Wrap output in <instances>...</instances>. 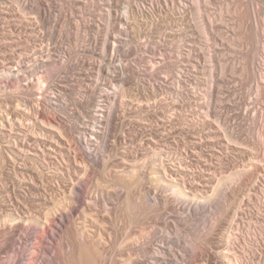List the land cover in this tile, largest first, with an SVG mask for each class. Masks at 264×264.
I'll use <instances>...</instances> for the list:
<instances>
[{"label": "rangeland", "instance_id": "rangeland-1", "mask_svg": "<svg viewBox=\"0 0 264 264\" xmlns=\"http://www.w3.org/2000/svg\"><path fill=\"white\" fill-rule=\"evenodd\" d=\"M68 1H70L68 2L69 5L66 4L65 7L66 8L65 12H67L66 15H68L67 16L68 25L63 26L64 30H62V26L58 28L56 27V30L55 29L53 30L54 37L52 39L50 38L51 39V40L49 39L50 41L47 40L46 43H44V45H46L48 43H55L57 41L60 47L62 46L58 54L66 56V60H67L66 62L68 64V67L63 66L64 68H66V71L65 69H62L63 71L60 70L61 68H63L62 63L65 62H61L60 63L61 65L58 64L57 65L58 67H56V69H54L55 67L52 68V70H55V75L57 74V77L59 78L57 82L59 81L60 82L59 84L71 88L74 85L75 86L78 85L79 84L78 81H81L80 80L81 78L79 77H81L82 74L86 73L88 77L90 76L87 84H90L91 82L93 86L100 85L103 88L106 87L107 89L111 90V88L112 89L114 88L112 86L113 85L115 86V83L110 84V86L109 85L104 86L105 82H103V77H101V73L99 71L101 67L100 65L103 66L107 62V59L109 58V54H110L108 49L104 47L105 46L104 42L107 37L106 32L108 30L111 33V35L114 34V31L112 30L113 28L111 27L112 25L109 22L110 19H108L109 17H107L109 15L108 12L109 2L108 0H79V1L68 0ZM170 1L172 0H169V6L171 5L172 7L173 3H171ZM200 1H201L200 6L202 8V10L200 11V15H196L194 10H192L194 9V5L192 4L191 0H189L190 4L189 7L185 10V13L182 14V13H178L176 9L175 11L173 10L174 12H177L179 14L178 15L177 13H174L175 16L173 14V11L171 12L166 11L167 9L163 11V9H159V8L158 9L155 8L154 11H150V12L149 10L143 11V13L141 12L142 26L139 27L141 29L139 28H138L139 30L135 29L134 30L135 32L132 34V36L133 39L137 42V44L141 43V46L143 43H145V40L149 42V40L152 39L150 41L151 47L152 44L155 45L156 43V47L154 46L156 49L155 50L156 54L153 53L154 52L153 47L148 48L151 49L153 52L148 49L144 50V48L141 47L140 53L143 52L142 55L144 56L148 54L146 56V59L149 61L148 63L149 66L151 64H156L158 62H161L162 59H166L169 57H171L172 60L175 59L176 63L178 62V60L180 61L177 63V65L179 64L180 68L179 66H177L178 70L176 72L182 69L181 71L184 72V77H185V79L184 77L182 78L185 81L184 83H182L181 87L182 90L185 91H183L184 94H182L180 111L182 110L181 112L182 114H184L183 116L190 123H192L189 126L190 130L187 129L189 133L185 131L183 135L181 134L182 135L181 138L185 142H187L189 149L191 150L190 151L191 154L189 152L188 154L189 158L187 157L188 158L187 160L188 162H190L189 165L192 169L194 168H195L194 170L197 169L196 174L202 173V171L204 170L203 168H205V170H207L208 168L207 172L211 173L212 176H214L213 177L214 181L211 182L212 184V185L210 184L211 187L209 186L208 188L203 189V190L206 189L208 192L206 190L205 193L202 192L203 194H206L204 195L206 197L205 198L204 196L200 197L203 203L202 206H200L201 209H199L200 211L197 212V214H195L191 210L187 211L188 209L186 208L184 209L183 206L188 205L186 200L174 201L172 197L169 198V196L172 195L170 194V192H168L169 194L167 193L165 194L164 192L165 190L162 187L158 188L150 180L149 178L150 172L153 166V164L151 163L152 160L151 157L147 158L148 157L147 153L145 154V150H143L144 148L140 146L141 145L140 143H142L141 140H143L146 137L145 134H147L148 132H149L148 134H150L151 127H149V124L155 125L154 123L157 124L159 122V118L161 116V111L159 106L160 104L155 106L156 108L153 107V109L147 111L146 114L144 113L143 116L141 115L146 119L145 120L143 118H140L142 121L145 120L143 121L145 122L144 125H142V123L139 122L140 119L137 118L135 119L136 112L134 110H127L128 112H126L127 114L125 115V117H121L122 119L120 118L119 119L120 121L119 120H118L119 122L117 121L118 123L116 124V126L119 130H117L116 132L112 130L111 132L110 130L107 129L106 132L107 137L105 135L104 136L105 138L104 137L102 138L101 140L102 143L101 141H99L100 142L99 148L100 150L106 149L105 154L108 157L110 163V164L108 163L109 165L105 167L106 170L102 167H96L95 169H93L94 173L92 171L91 173L92 175L90 174V176H88L87 179L82 176L85 174V172L82 171L84 169L83 168L81 169V167H76L78 170L80 169L78 172L81 173L80 175L78 174L79 178H81L82 176L87 180L86 181L82 179L85 182L83 185V187L85 188L83 195H86L89 192H91L90 194L96 195L99 193L98 195H101L103 192L105 193L104 194L105 196L107 195L106 197L108 198L111 197V199L115 198L112 199L114 200L115 205L111 206L112 208H110L109 211L110 214H108V212L107 213L104 212L105 214L103 212H99V214H101L102 216L99 214H98L99 216L96 215L97 218L101 216L100 219L107 222L106 227L108 226L107 227L108 231L106 230L104 234L107 245L104 244L102 246V245L94 244L91 246L89 245L88 247L89 248L88 253L90 254V256L92 255L94 257L93 259L96 260L97 258L98 260V261L96 260L97 261L96 264H103V263L104 264H126V263L152 264L153 263L154 264V262H156L157 264H161V263L162 264H264V143L263 145H261L262 139L264 141V97L261 96L258 91L261 82L264 81V0H212L209 3L210 6L207 4V9L206 7L205 8L203 7L206 4L205 2L206 0L203 1L200 0ZM83 4L87 5L88 7L86 6L87 7L86 8L85 5ZM207 10L209 12H207ZM165 14H167V18ZM180 14L183 16L181 17ZM208 14L209 16H206ZM163 16L164 19L162 20ZM209 17L213 22L212 24L214 28L211 27V30L212 28L213 30L215 29L214 32L216 33V37H217L216 41L215 38H211L212 37L211 33L209 34L207 33L206 35L202 34L203 33L202 30L204 29V27L207 26L208 28L209 21L207 22V20ZM12 19L15 20V17L9 16V19H7V21L9 20L8 21L9 23L6 22L5 20L0 21V23L3 22L1 23L2 25L0 24V40L2 39V43L4 42L2 45L0 44L1 45L0 55L2 54L4 56L6 55L5 58H7V62H9V60H11L12 62L15 59H18L20 56H23L26 52L29 55H31V53L32 54H34L35 52L37 53L42 48L41 45H43V43L41 44V39H40L41 37H39L41 35L40 32L38 31H37L38 33L36 32L37 36L40 34L38 36L39 38L36 36V34H34L36 36L35 37L34 35L30 34L29 28H28L29 30H27L25 27L21 26L20 23L18 24L16 22L17 23L16 24L15 21H10ZM165 19H167L168 21L170 20L169 21L170 25L173 24L174 26L173 25L172 26L174 27V29L176 28L177 31L181 33L180 34L176 32V34L177 33L178 34L175 36H177L178 38H175V40L173 38L174 36L167 38L166 46H168L170 49L172 48V52H173L170 53L171 56L169 55V57L166 55H161L163 52L161 49H159L160 48L159 45H161L162 44L161 42H163L161 40L164 39L163 37L164 30L163 31L161 30L164 27L162 22ZM11 22L13 25L11 24ZM143 24H146V26ZM2 26H4V28ZM108 26L109 28L107 29ZM154 27H156L155 30ZM173 27L171 28L173 29ZM178 29H180V31ZM185 29L186 31H189L187 37H185L184 35L185 32L184 34H182V31L183 30L185 31ZM5 31L6 32L8 31L9 33H11L10 31H13L12 33H14L15 31L16 35L14 34V36L15 38H17L16 41L17 42L19 41L17 43L18 46H10V45H9L10 47L7 46L9 42L6 41L8 42L6 43L4 41L3 33ZM158 31L159 32L161 31L163 33L161 32L159 33ZM180 35L181 38L179 37ZM95 37L97 40L95 39ZM156 39L159 40L156 42ZM168 39L169 40L173 39V40L169 41ZM158 42H160V44ZM173 42H175L176 44H174ZM105 50H107L108 52L107 51L105 52ZM144 51H146L145 52L146 54L144 53ZM174 52L176 53L174 54ZM27 53L25 55H27ZM105 53L106 55H104ZM11 54L16 58H12ZM190 54L192 57L190 56ZM173 55L177 56V58H174L175 56L173 57ZM191 58L192 59L194 58L193 59L194 61L191 60ZM143 64L144 63H140L141 66H143ZM1 68L2 67H0V72H1ZM58 68L60 70V73L56 72L59 71ZM37 73L39 74H35L36 76L37 75L40 77L43 76L44 80L47 81L46 78L47 73H44L43 70H39ZM170 75L171 77L173 76L172 74ZM174 76H175L174 78H176V75ZM176 80L177 78L173 79L172 77L171 82L170 81L169 82L173 83L172 81H174L175 83ZM219 82L222 83L221 84L222 87H220V85L218 86ZM45 85L48 86V88H50L49 82H46ZM14 86L10 83V91L12 93H15V96L18 99H16L13 96L14 99L10 97L8 99V102L7 100L6 101L4 100L3 97L4 90L2 92V89H0V97H1L0 114L2 110H5L6 103L8 104V106H11V108H14L18 104L17 103L18 100L21 99L22 94H19V92L21 93V91L18 90L16 86L15 87ZM53 87H55L56 89ZM53 87H51L52 90L50 88L48 89V91L56 92V90L58 89L57 86H53ZM164 88L165 87L163 86H156V90L160 98L164 97L163 94L165 90ZM211 88H213L214 90ZM209 90L210 91L213 90L214 93L215 92L216 93L212 98L213 112L210 113L209 116H207L209 111L208 108L205 107L206 105L205 102L207 101L206 94L209 92ZM134 93L136 95L137 91L132 92V94ZM17 94H19L18 96H20V98L17 96ZM80 94L79 97L83 96L85 93L81 92ZM67 98L70 99V101L72 100L69 97ZM74 103L75 101L71 103L72 105L70 106L68 112V114L71 117H69V115H64L63 113H57L56 115L59 119L67 123L66 124L64 122L66 128L70 126L69 128H67L68 132L72 133L73 131V133L75 132L74 134L75 136H79L81 135V132H83V127H85L84 125L85 124L87 125L88 122H90L88 124H91L92 122L89 121V115L84 110L85 108L78 107ZM71 107L74 109H72ZM247 109L251 110V112L248 113V115L246 114ZM50 111L51 110L48 111L46 110L45 112H50ZM50 115H53L52 111ZM220 115L221 116L223 115L222 122L219 119ZM66 116H68L69 118ZM13 117L14 120L15 115ZM224 121L226 123H224ZM23 123L24 125H27L28 123V126H31L34 129V131L37 130L36 132L42 131V126L44 124L36 120L34 114L31 115L29 119L25 120V122ZM31 123L32 125H30ZM139 123L141 124L140 126L138 125ZM193 123L194 126H192ZM71 126H73L74 128ZM147 127H149L150 129L142 130ZM121 129L123 131H121ZM259 140H261V142H259ZM133 142L135 144H133ZM192 149L195 151V153L198 152L197 155L192 153ZM189 155H191L192 157ZM141 158L147 161L145 162L146 164L148 163L147 167L144 169H142L143 167L141 165V161L143 159L140 160ZM195 159H198L201 162ZM73 161L74 160H71L72 164L70 165L72 166V168H70L72 172L75 171L73 169H76L75 168L76 165H74ZM131 161H133L132 162L133 165ZM203 161L209 164L206 165V163H204ZM49 162H50L49 166L52 167V169H54V167H56L57 164L56 160H54V162L51 161ZM137 162H138L137 165L139 167L136 166V164L134 165V163ZM197 163L200 164V167L202 169L199 166L197 168ZM2 164L4 163L3 162L1 163V159H0V191H2L3 189V191L6 192V190L8 189V191L10 190L8 192V195L11 193L10 195L14 196L15 193L16 194L20 193V191L14 189L13 186L15 183V180L12 179L13 168L9 167L8 164H7L8 166L6 164L4 165ZM203 164L205 167H203ZM133 166L134 167L136 166L137 168L136 167L134 168ZM133 168L135 170H132ZM209 168L211 169V171L209 170ZM245 170L257 171V175L252 185L250 184L249 186L247 184L244 185L246 182L245 179L247 175H239L241 172ZM198 171L200 173H198ZM64 176H66L67 179V175ZM143 177L145 179H143ZM57 179L58 178L55 179L49 176L44 177L43 184L48 189L49 194L53 195L54 193L56 194L58 192L60 193V190L58 189L57 186L59 183L63 184L64 180L62 179V176H60L59 180ZM87 184L89 185V187L87 186ZM124 187L125 189L127 188L128 189L124 190ZM117 193H118L117 196L119 197L115 196V194ZM142 193L148 194L150 199L154 198L156 195L161 196L163 194L162 196L165 195L164 197H168L170 201L173 199L174 202L173 201L171 202H173L172 204L174 205L170 206L172 204L168 199V202H170L169 204L170 207L168 206L166 210L164 209L158 212L157 211L154 212L150 210L151 211L150 212L148 210L150 209L149 207L141 206L140 202H138ZM127 195H129L128 196L129 200L128 199L125 200ZM3 200L4 197L2 194H0L1 207L3 204L2 202ZM175 204L179 207V209ZM30 205L33 207L34 204H30ZM115 207L117 210L121 209L122 215L123 214L124 215L122 216L121 213H119L120 214L119 216ZM144 207L146 210L143 209ZM126 208L129 209V211H127ZM141 209H143V211ZM130 210L133 212H130ZM89 212H90L89 217L96 213L95 211H94L95 213L93 211H89ZM189 212L190 214L193 213L195 216L192 214L193 216L192 217L189 214ZM80 214L81 213H78L77 215L79 216ZM176 214L179 216H177ZM181 214L183 219L180 220V218H182ZM116 215H118V217H116ZM141 215L142 216L144 215L143 218ZM174 215L175 217H173ZM79 217L83 218L82 215H80ZM177 218H179L180 221ZM185 218L187 219L185 220L186 222L184 223ZM188 221L190 222L191 225L189 224ZM127 234L129 235L128 236L129 238L130 235L133 237L132 239L130 238L131 241L129 240V238H127ZM141 234L144 235L143 238L141 237ZM154 234L155 235L158 234V235L155 236ZM160 234H163L164 236ZM134 236H136L138 239ZM174 240L176 242H174ZM170 241L172 242V244ZM24 245L25 244H22L21 246L18 244L16 245L17 255L21 256L22 251L25 252L26 249L24 248ZM139 248L141 249V251L144 248H146L147 250L150 249L151 250V251L149 250L150 254L145 253L144 255V252L143 253L140 252ZM98 251H100L99 253L101 254L104 252L105 255L103 254L102 257L103 259L101 258V254L100 257H98L99 255ZM157 251L159 252L161 251L159 254L160 256L158 255ZM76 252H77L76 254L77 258L75 257L74 261L75 260L78 261L74 262V264L75 263L82 264L83 262L85 264L86 261L87 262L89 261L87 260L86 256H84L86 260H84L85 259L84 257H79L78 249ZM154 252L157 253L156 259L151 257V254L153 256ZM52 254L53 253L50 252V254L48 255L49 259L52 257ZM222 254L224 255V257ZM129 256L131 260L130 258L128 259ZM28 258H30V252L27 253L26 260H28ZM157 259L160 262H158ZM80 260H82V263ZM14 261L15 259L11 260V263H14ZM91 261L92 260H90L88 264L91 263ZM94 262L95 261L93 260V264H95Z\"/></svg>", "mask_w": 264, "mask_h": 264}, {"label": "bare ground", "instance_id": "bare-ground-1", "mask_svg": "<svg viewBox=\"0 0 264 264\" xmlns=\"http://www.w3.org/2000/svg\"><path fill=\"white\" fill-rule=\"evenodd\" d=\"M191 1H192V4L194 5V9H192V10H194L196 15H200V11L202 10V8L200 6L201 1L200 0H191ZM211 1L212 0H206L205 1L206 4L204 3L205 6H203V7L204 8L206 7V9H207V4L209 5V3ZM68 2H70V1H68V0H0V21L5 20L6 22H8L9 20L7 21V19H9V16L10 17L14 16L15 20H13L14 18L12 17L13 19L10 21H15V23L17 22L18 24L20 23V25L25 27L27 30L30 29L31 35L36 34L37 31L40 32L41 35L39 34L40 36L39 35L38 36L41 37L40 38L41 44L43 43V45H41L42 48L40 49L39 52H37V53L35 52L34 54L31 53V55H29L26 52L27 55H25L26 54L25 53L23 56H20L18 59H15V60L13 59L14 61H12V62H11V60H9V62H7V58H5L6 55L5 56L3 54L0 55V67H2L1 72H0V89H2V92L4 90V92H3L4 93V95H3L4 100L5 101L7 100V102H8V99L10 97L13 98V96L16 99H18L15 96V93H12L10 91V83L13 86L15 85L17 87V89L21 91V93H20L17 90L19 92V94H22L21 99L18 100V102L16 101L18 104L14 108H11V106H8V104L6 103L5 110H2V112L0 114V120H1V122H0V159H1V163L3 162L6 165L8 164L9 167L13 168V171H12L13 174L11 173L12 179L15 180V183L13 181V183H14L13 186H14V189L20 191V193H17V194L15 193V195H14L15 198H14V196L10 195L11 193L8 195V192L10 191V190L8 191V189L7 190L5 189L6 192H4L3 189H2V191H0V194H2L4 197V200L2 201L3 202L2 207L0 206L1 207L0 208V264H74V262L78 261V260L74 261V258L76 257V254H77V252H76L77 249H78L79 257L86 256L87 260H89V261L92 260L91 263H89V264H93V260L95 261L94 262L95 264L97 263V261H98L97 258H96V260H97L96 261L95 259H93L94 257L92 255L90 256V254L88 253V250H89L88 247H89V245L91 246L94 244L95 245H102V246L104 244L107 245L104 234H105L108 226L106 227L107 222L100 219V217L102 215L99 214V212H103V213L108 212V214H110L109 211H110V208H112L111 206L115 205L114 200H112V199H115V198H112V199H111V197L108 198V197H106L107 195L105 196L104 195L105 193H103V192L101 195H98L99 193L96 195L90 194L91 192H89L87 194L85 193L86 195H83V192L85 190L83 185L85 183L84 180H86L85 178L90 176L93 169H95L96 167H102L105 169V167H107L110 164L108 157L105 154L106 149L100 150V148H99V146H100L99 141H101L102 138L106 135L107 129L110 130L111 132H112V130H114L115 132L117 130H119L117 128L116 124L120 121L119 119L121 117H125V115L127 114L126 112H128L127 110H134L136 112L135 119L136 118L137 119H140V118L145 119L144 117H142L144 115V113L146 114L147 111H150V109H153V107L160 104L159 106H160L161 116L159 118V122L157 120V122H158L157 124L156 123H154L155 125L149 124V127H151V129L149 127L142 129V130L150 129L151 131L149 130L150 134H148L149 132L147 131L148 135L145 134L146 137L145 138L143 137L144 139L141 140L142 143H140L141 144L140 146H142L144 148L143 150H145V154L147 153L148 157L147 156L146 157L147 158L151 157V160H152L151 163L153 164V166H152V169L150 172V177H149L150 180L158 188L162 187L165 190L164 191L165 194L166 193L169 194L168 192H170V194H172V195L169 196V198L172 197L174 199V201L186 200L188 205H184L183 206L184 209L186 208V209H188L187 211L191 210L195 214H197V212L200 211L199 210V209H201L200 206H202V203H203V201L200 197H203L204 195H206V194L202 193V192L205 193V190H206V189L205 190H203V189L208 188L209 186L211 187V185H212L211 182L214 181V179H213L214 176H212L211 173L207 172L208 168H207V170H205V168H203L204 170L203 171L201 170L202 173H200L198 171V173H200V174H196L197 169L194 170L195 168L192 169L190 167V165H189L190 162H188L187 159L189 158L188 154L191 150L189 149L187 142H185L181 138V136L184 134L185 131L189 133V131H188V130H190L189 126L192 124L183 116L184 114H182V112H181L182 110L180 111V109H181V98H182V94H184L183 91H185V90H182V87H181L182 83H184V81H185L182 79L184 77V72L181 71L182 69H180L178 72H176L178 70L177 66H179V64L177 65V63L180 61L178 60V62L176 63L175 59L172 60L171 57H169L170 53L172 52V48L170 49L168 46H166L167 38L174 36L173 38L175 40V38H178L175 35H177L180 32H178L176 28H175L176 30L174 29L173 24H172L173 26L170 25V23H169L170 20L168 21L167 19H165L162 22L164 27L162 28L161 31L164 30V33L161 31L160 32L163 33L164 39L161 38V39H163V40H161L163 42L160 41L162 43L161 45H159L160 42H158L159 43L158 45L160 46V48L158 46L157 47L162 50L163 53L161 55H166L170 59L169 58L162 59V61L160 60L161 62H158L159 64L158 63H156L157 65L151 64L150 66L148 65L149 61L146 59V56L148 54L146 56H144V55H142L143 52L140 53L141 47L144 48V50H147L148 48L153 47L154 52L151 49H148V50H151L153 53H155L156 52L155 51L156 50L155 49L156 43H155V45L152 44V47H151L150 41L152 39H150L149 42H147L145 40V43H143L141 46V43L137 44V42L133 39V36H132V34L135 32L134 31L135 29L136 30L141 29V28H139L142 26V20H141L142 14H141V12L143 13V11H147V10H149V12H150V11H154L155 8H157V9L159 8V9H163V11L165 9H167L166 11H170V12L173 10L175 11V9H176V11H178V13L183 14V13H185V10L189 7V4H190L189 0H172V1H170L174 5V6L172 5V7H171V5L169 6V0H108V2H109L108 3L109 15L107 17H109L108 19H110L109 22L112 25L111 27L113 28L112 30L114 31V34L111 35V33L108 30L106 32L107 37H106V40L104 42L105 46H104V44H103V46L108 49L110 54H109V58L107 55V58H108L107 62L103 66L102 65H100L101 67L99 66L100 67L99 71L101 73V77H103V82H105V84L103 83L104 86L105 85L110 86V84L115 83V86L114 85L112 86L114 88L113 89L111 88V90L107 89L106 87L103 88L100 85L93 86L91 84V82H90V84H87L90 76L88 77V75L86 73L82 74L81 77H79V78H81L80 79L81 81H78L79 84L76 86L73 84L74 86H72L71 88L65 87V86L59 84L60 83L59 81L57 82V80L59 78L57 77V74L55 75V70H52V68L55 67L54 69H56V67H58L57 65L60 64L61 62H65V63H62L63 64L62 67L63 66L68 67V64L66 62L67 61L66 56L58 54L59 50L61 49L62 46L60 47V45L57 41L55 43H48L46 45H44V43H46L47 40L50 41L54 37V31L53 30L54 29L56 30V27L58 28V27L62 26V30H64L63 26L68 25L67 24L68 23V20H67L68 15H66L67 12H65L66 4L69 5ZM86 3H88V2H86ZM80 4H78V5H80ZM85 4H83V5H85ZM86 6L87 5H85V7ZM174 11H173V14L177 13ZM170 12H168V13H170ZM207 12H209V11L207 10ZM83 13H84V11H83ZM167 14H165L166 18H167ZM164 16H163L162 20L164 19ZM174 16H175V14H174ZM180 16L182 17L183 15L180 14ZM206 16H209V14ZM196 18H198V17H196ZM207 22H208V28H207V26L206 27L203 26L204 29L202 28L203 29L202 34L206 35L207 33L208 34L211 33V35H212L211 38H215V41H216L217 37H216V33L214 32L215 29L213 30V28H214L213 24H212L213 22H212L210 17L208 18ZM1 23H3V22H1ZM11 24H12V22H11ZM146 24H143V25L146 26ZM109 26L107 27V29L109 28ZM145 26H143V27H145ZM2 27L4 28V26H2ZM171 27H173L175 33L173 32V29ZM175 27H176V24H175ZM211 27H213L212 30H211ZM215 27H216V25H215ZM155 28L156 27H154V30H155ZM101 29H102V27H101ZM101 29H99V30H101ZM103 30H104V28H103ZM178 30L180 31V29H178ZM15 31H16V29H15ZM15 31H14V33H12L13 31H10L11 33H9L8 31L7 32L5 31L6 33L5 32L3 33L4 41L9 42V44L7 46H9V45L10 46H18L17 43L19 41L18 42L16 41L17 38H15V36H14ZM113 31H111V32H113ZM207 31H209V32H207ZM138 32H137V34H138ZM176 32H178V33L176 34ZM184 32H185V34H184ZM188 32L189 31H186V29H185V31L184 30L182 31V34H184L185 37H187ZM134 35H136V34H134ZM36 36H37V34H36ZM161 36H162V34H161ZM146 37H148V36H146ZM179 37L181 38V35ZM180 38H179V40H180ZM95 39H96V37H95ZM165 39H166V41H165ZM158 40L159 39H156V42ZM172 40L173 39H170L169 41H172ZM0 42H1L0 43L1 45L4 43V42L2 43V39L0 40ZM8 42H6V43H8ZM175 42H173V43L176 44ZM1 45H0V47H1ZM5 46H6V44H5ZM22 46H24V45H22ZM22 46H21V48H22ZM106 51L107 50H105V52ZM145 52L146 51H144V53ZM175 53L176 52H174V54ZM178 53H179V51H178ZM190 53H192V52H190ZM215 53H217V52H215ZM104 55H106V53ZM215 55H217V54H215ZM11 56H12V54H11ZM174 56L175 55H173V57ZM181 56H182V54H181ZM190 56H191V54H190ZM190 56H189V58H190ZM12 58H16V57L12 56ZM63 58H65V59H63ZM174 58H177V56H175ZM193 59L191 58V60H193ZM84 63H87V62H84ZM140 63H144L145 65L143 64V66H141ZM137 65H139V66H137ZM64 67L63 68L60 67L61 68L60 70L65 69V71H66V68H64ZM179 68H180V66H179ZM184 69H185V67H184ZM37 70L38 71L43 70L44 73H47L46 74L47 81L44 80L43 76L40 77L37 75L38 76L37 77L35 75V74H39V73H37L38 72ZM58 70H59V68H58ZM60 70L56 71V72L60 73ZM173 73H176V74H173ZM40 74H42V73H40ZM170 74L173 75L172 76L173 79L177 78L175 83H174V81H172L173 83H170L172 80V77ZM174 75H176V78H174L175 77ZM184 79H185V77H184ZM46 82L50 83V88L53 86H57L58 89L56 90V92H49L48 89H50V88H48V86H46L47 84L45 85ZM221 84L222 83L219 82L218 86L220 85V87H222ZM156 86L165 87L164 88L165 90L163 92L164 97L160 98V96L156 90ZM53 88H55V87H53ZM211 89H213V88H211ZM51 90H52V88H51ZM213 90H211V91L209 90V92L206 94V96H207L206 100L207 101L205 102L206 103L205 107H207L208 111H209L207 116H209V114L213 112V110H212V104H213L212 98L214 97V94L216 93V92L214 93ZM133 91L134 92L137 91V94L136 95H135V93L132 94ZM258 91H259V94L264 97V81L261 82ZM81 92L85 93V94L83 96L79 97V94ZM19 94H17V96ZM77 95H78V97H77ZM66 96L71 98L72 102L75 101L74 104L76 106L81 107V108H85L84 110L89 115V121L92 122L91 124H88L90 122H88V123L86 122L87 125L86 124L84 125L85 127H83V132H81V135H79V136H75L74 135L75 132L73 133V131H72L73 134L71 132H68L67 128H69L70 126L66 128V126H65L66 122L59 119L56 115L57 113H63L64 115H69L68 112H69L70 106L72 105L71 104L72 102ZM186 96H188V95H186ZM18 97L20 98V96H18ZM213 108H214V106H213ZM44 109H46L47 111L51 110L53 115H50L51 111L45 112L46 110H44ZM72 109H74V108H72ZM74 111H76V110H74ZM250 112H251V110L247 109L246 114L248 115V113H250ZM48 113H50V114H48ZM214 113H215V111H214ZM33 114L36 117V120L44 123L42 126V131H40V132H36L37 130L34 131V129L31 126H28V123H27V125H24V123H23V122H25V120H28L29 117ZM12 115L13 116L15 115L14 120H13L14 117ZM222 116L220 115V117H219L221 122L223 119ZM66 117H68V116H66ZM69 117H71V116L69 115ZM145 120H143V121H145ZM143 121L141 119L139 120V122H141L142 125H144V123H145ZM225 121H224V123L227 122V121L226 122ZM122 122H123V120H122ZM124 122H125V119H124ZM147 123H148V121H147ZM147 123H146V125H147ZM30 125H32V123ZM34 125H35V123H34ZM138 125L140 126L141 124L139 123ZM192 126H194V123ZM71 127H73V126H71ZM143 128H144V126H143ZM77 131H80V130H77ZM114 131H113V133H114ZM121 131H123V130L121 129ZM79 134H80V132H79ZM116 134H118V133H116ZM106 137H107V135H106ZM137 140H138V138H137ZM132 141H134V140H132ZM194 142H196V141H194ZM259 142H261V140H259ZM101 143H102V141H101ZM103 143H104V141H103ZM263 143H264V141L262 139V144L261 143L260 144L263 145ZM133 144H135V143L133 142ZM137 146H139V145H137ZM192 153L197 155L198 152L195 153V151L192 149ZM190 154H191V152H190ZM142 156H144V155H142ZM189 156H191V155H189ZM137 158H139V157H137ZM142 159L143 158H141L140 160H142ZM54 160H56L57 164L55 163L56 167H54V169H52V167L49 166L50 165L49 161L54 162ZM71 160H74L73 161L74 165H76L75 168L81 167V169L82 168L84 169L82 171H84L85 174L82 173V174H84L82 176L85 178H83L82 176H81V178H79V175L81 173H78V172L80 169L79 170L77 168L73 169L75 171L72 172V170L70 169V168H72V166H70L72 164ZM143 160L141 161V165L143 167L142 169L146 168L147 164H148V163L147 164L145 163V162H147L146 160H144V161ZM195 160L199 161L198 159H195ZM132 162L133 161H131V163ZM199 162H201V161H199ZM204 163H206V165L209 164L207 162H204ZM4 164H2V165H4ZM135 164H136V166H138L137 165L138 162L134 163V165ZM139 164H140V162H139ZM198 164L199 163H197V168H198V166L200 167V164L199 165ZM132 165H133V163H132ZM194 167H196V166H194ZM203 167H205L204 164H203ZM134 168L132 170H135ZM142 169H141V171H142ZM198 170H200V169H198ZM209 170L211 171L210 168H209ZM93 173H94V171H93ZM11 174H10V176H11ZM64 175H67V179H66V176H64ZM239 175H247V177L245 179L246 182L244 181L245 182L244 185L247 184L249 186V184L252 185L254 183L255 177L257 175V171L256 170H250V171L245 170V171L241 172ZM46 176H49V177L55 178V179L58 178L57 180H59L60 176H62L64 183L63 184L59 183L57 186L58 189L60 190V193L59 192L57 194L54 193L53 195L49 194L48 189L43 184L44 177H46ZM82 179H84V180H82ZM143 179H145V178L143 177ZM87 186L89 187L88 184H87ZM118 187H119V185H118ZM127 189H125V187H124V190H127ZM118 193H119V191H118ZM118 193L115 194V196H117ZM107 194H109V193H107ZM162 195L161 196L156 195L154 198L150 199L148 194L142 193L138 202H140L141 206L149 207L150 209L147 208L149 211L151 210L154 212L155 211L158 212V211H161L164 209L166 210L168 208L170 202L173 201V199L170 201V199L168 197H164L165 195L164 196H162ZM128 196L129 195H127L125 200H127L129 198ZM117 197H119V196H117ZM120 197H121V194H120ZM205 197L206 196H204V198ZM168 199L170 202H168ZM128 202H130V201H128ZM128 202H126V203H128ZM173 202H171V204ZM126 203H124V204H126ZM30 204H34L33 207ZM173 205L174 204H172L170 206H173ZM180 206H182V205H180ZM115 209H116V207H115ZM143 209L146 210L145 207ZM143 209H141V210L143 211ZM178 209H179V207H178ZM126 210L129 211V209H127V208H126ZM148 210H147V212H148ZM89 211H93V212L95 211L96 213L94 212L95 214H93L92 216L89 217V215H90ZM93 212H91V213H93ZM117 212H118V214L121 213V215H122L121 209H118ZM117 212H116V214H117ZM123 212H124V210H123ZM130 212H133V211L130 210ZM190 212H189V214H190ZM78 213H81L80 215H82L83 218L79 217L80 215L78 216L77 215ZM98 214L101 215L99 218H97V216H99ZM139 214H140V211H139ZM182 214H181V217H182ZM192 214H190V215L192 216ZM104 216H103V218H104ZM119 216H120V214H119ZM143 216H142V218H143ZM177 216H179V215H177ZM116 217H118V215H116ZM139 217H140V215H139ZM173 217H175V215ZM177 219L179 220V218H177ZM181 219H183V217L180 218V220ZM186 219L187 218L184 219V223L186 222L185 221ZM189 224H190V222H189ZM137 234H138V232H137ZM142 234H143V232H142ZM142 234H141V237L143 238L144 235H142ZM158 234H156V235H158ZM160 235H163V234H160ZM128 236L129 235L127 234V238H129ZM134 237H136V236H134ZM130 238L132 239L133 237L130 235ZM130 238H129V240H130ZM123 242H125V241H123ZM174 242H176V241L174 240ZM165 243H167V242H165ZM17 244L20 246L22 244L26 245V246L24 245V248L26 250L24 249L25 252L22 251L21 256L17 255V247H16ZM171 244H172V242H171ZM144 245H146V244H144ZM146 248H144V249L142 248L143 249L142 251L139 248L140 252H142V253L144 252V255H145V253H149L151 251L150 249H149L150 250L149 251V250H147L148 248L147 249ZM28 252H30V258H28V260H26V256H27ZM50 252H52L53 254H52V257L49 259L48 255L50 254ZM99 252L100 251H98V253ZM160 252L157 251L158 255L160 254ZM157 253L154 252L153 256L151 254V257L156 259ZM100 254L101 253H99L98 257H100ZM103 254H104V252L101 254V258L103 257ZM159 256H158V258H159ZM17 257H18V259H17ZM223 257H224V255H223ZM86 258L84 260H86ZM129 258H130V256L128 257V259ZM13 259H15V261H14V263H11V260H13ZM98 259H100V258H98ZM82 260H80L81 263H82ZM130 260H131V258H130ZM88 262L86 261L85 264H88ZM158 262H160V261L158 260ZM82 264H84V262ZM154 264H157V263L154 262Z\"/></svg>", "mask_w": 264, "mask_h": 264}]
</instances>
